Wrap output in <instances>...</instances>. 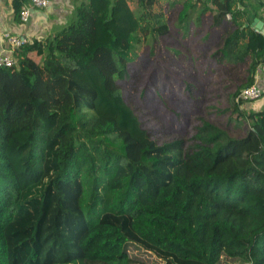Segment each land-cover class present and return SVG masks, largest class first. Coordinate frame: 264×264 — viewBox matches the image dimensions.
Returning <instances> with one entry per match:
<instances>
[{
    "label": "trees",
    "instance_id": "obj_1",
    "mask_svg": "<svg viewBox=\"0 0 264 264\" xmlns=\"http://www.w3.org/2000/svg\"><path fill=\"white\" fill-rule=\"evenodd\" d=\"M214 1L215 26L232 14L211 58L234 86L223 112L249 124L241 137L204 118L189 139L143 124L118 81L143 38L169 29L144 26L135 0H78L0 69V264H264V108L239 99L264 34L245 0ZM29 4L13 0L17 19Z\"/></svg>",
    "mask_w": 264,
    "mask_h": 264
},
{
    "label": "rangeland",
    "instance_id": "obj_2",
    "mask_svg": "<svg viewBox=\"0 0 264 264\" xmlns=\"http://www.w3.org/2000/svg\"><path fill=\"white\" fill-rule=\"evenodd\" d=\"M192 39L198 42L187 44L189 49L181 51V60L178 61L173 59V31L172 34L147 41L138 49L137 62L129 66V79L118 81V85L123 89L128 104L141 117L143 124L156 131L153 134L162 140L191 138L193 129L200 124V118L209 119L226 128L232 135L241 137L249 128V124L243 121L238 123V129L234 128L233 117L229 116L230 113L223 112L228 106L227 96L234 90L233 84L222 81L225 77V63L210 57L207 61V74L204 75L206 65H203L202 61L190 59V55L203 54L199 47L204 45L202 43L205 38L198 40L194 35ZM196 63L200 64L198 66L204 68V71L197 67ZM262 89L264 90V84ZM261 103V108L256 106ZM263 108L264 97L252 104H245L243 111L249 113ZM198 109H201L199 113H189ZM182 115L187 117L189 123L180 129L179 124L184 121ZM173 116L175 123L174 127H171ZM230 121L233 122L228 125ZM135 253L149 258L146 253ZM150 259L151 262L156 260L153 257Z\"/></svg>",
    "mask_w": 264,
    "mask_h": 264
},
{
    "label": "crops",
    "instance_id": "obj_3",
    "mask_svg": "<svg viewBox=\"0 0 264 264\" xmlns=\"http://www.w3.org/2000/svg\"><path fill=\"white\" fill-rule=\"evenodd\" d=\"M77 1L51 0L49 8L46 10L31 9V18L28 23L24 24L21 19L15 17L13 0H0V54L8 48L3 39L5 33L26 35L30 40L40 35L48 37L65 25L67 14L72 11ZM245 2L250 4L248 7L250 16L247 23L255 32H258L253 24L256 19L264 23V0H245ZM132 5L135 17L142 19L144 26L159 27L158 31H163L161 26L166 25L169 29L166 35L172 34L173 31L174 60H181L179 58L181 51L189 49L187 44L198 42L192 39L194 35L198 40L205 38V42L202 43L204 45L199 47L203 54L190 55V59L202 61V64L206 65L204 75L207 74V61L220 48L224 38L233 30V23L231 20H227V17L221 26L214 25V12L218 8V2L214 0H160L152 8H148L147 0H135ZM260 32L264 34V28ZM156 38L154 36L143 38L142 43ZM198 65L197 67L201 68ZM201 70L204 71V68ZM257 83L260 86L264 84V65L258 71ZM256 106L261 108L263 103Z\"/></svg>",
    "mask_w": 264,
    "mask_h": 264
},
{
    "label": "built area",
    "instance_id": "obj_4",
    "mask_svg": "<svg viewBox=\"0 0 264 264\" xmlns=\"http://www.w3.org/2000/svg\"><path fill=\"white\" fill-rule=\"evenodd\" d=\"M51 0H30L29 5H25L20 13V19L22 23H28L31 15V9L46 10L50 6ZM227 20L232 21V14L227 15ZM6 46L8 47L2 54H0V69L11 68L16 63V53L19 49L27 45L30 42V38L26 35H17L7 32L3 35ZM264 90L257 82L244 89L239 95V99L244 101L246 105L257 102L263 98Z\"/></svg>",
    "mask_w": 264,
    "mask_h": 264
},
{
    "label": "water",
    "instance_id": "obj_5",
    "mask_svg": "<svg viewBox=\"0 0 264 264\" xmlns=\"http://www.w3.org/2000/svg\"><path fill=\"white\" fill-rule=\"evenodd\" d=\"M253 26L256 27V29L258 30V32L262 31L264 28V23L259 21L258 19L255 20Z\"/></svg>",
    "mask_w": 264,
    "mask_h": 264
}]
</instances>
